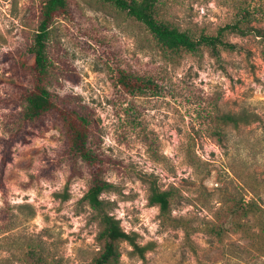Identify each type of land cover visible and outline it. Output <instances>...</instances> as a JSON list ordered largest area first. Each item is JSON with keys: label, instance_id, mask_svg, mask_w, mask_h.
<instances>
[{"label": "rangeland", "instance_id": "obj_1", "mask_svg": "<svg viewBox=\"0 0 264 264\" xmlns=\"http://www.w3.org/2000/svg\"><path fill=\"white\" fill-rule=\"evenodd\" d=\"M41 1L0 0V138L19 131L27 139L13 145L4 171L0 264H28L27 245L37 243L61 264H89L99 249V226L82 200L91 167L78 160L70 168L63 128L53 116L34 125L20 120L19 93L31 80L17 63L27 53ZM69 1V13L50 29L48 89L91 114L101 176L114 186L101 194L109 213L138 243H151L148 264H264L239 233L217 238L207 230L219 216L224 219L226 197L253 196L247 187L256 185L255 197L264 205V39L230 34L227 40L239 49H220L219 59L206 48L172 53L109 4ZM163 2L165 17L196 35L229 22L236 3L264 4ZM254 25L264 29V16ZM118 69L153 79L158 91L125 93L116 82ZM242 109L259 113V121L224 126L219 138L212 134L211 112ZM150 182L173 190L170 216L189 225V239L175 222L162 223L158 207L149 205ZM119 249L118 264H143L127 242Z\"/></svg>", "mask_w": 264, "mask_h": 264}, {"label": "trees", "instance_id": "obj_2", "mask_svg": "<svg viewBox=\"0 0 264 264\" xmlns=\"http://www.w3.org/2000/svg\"><path fill=\"white\" fill-rule=\"evenodd\" d=\"M97 1L109 4L142 24L161 49L172 53L179 51L196 53L201 48H206L212 57L219 59L220 49L229 51L239 49L236 43L227 40L230 34L238 36L252 34L264 39V29L254 25V22L261 20L264 16L262 3H236L232 6L233 15L229 22L218 27L212 34L201 32L196 35L189 30L180 29L165 17L163 0ZM69 9V0L41 1L36 28L27 47V53L17 63L23 74L31 80V86L22 89L19 93L22 104L20 120L23 124L34 125L45 116H53L63 128L64 156L70 168L75 170L78 160L91 167L90 184L82 200L93 211V218L99 226L96 236L99 249L89 264H118L121 257L119 249L121 242H127L131 247L130 254L141 259L143 264H148L145 255L152 248L151 243L140 244L136 241L135 233L124 231L119 220L109 213V201L101 197L102 193L113 190L114 186L101 176V159L92 146L94 121L91 114L84 106L76 104L69 98L60 97L48 89L51 74V60L48 53L50 29L55 19L69 13ZM116 82L118 87L127 94L155 93L159 89L158 83L153 79L123 69H118ZM209 116L210 131L218 138L224 126L238 129L242 125H249L260 119L259 113L247 109L225 113L215 111ZM26 141V137L19 131L9 137L0 138V190L2 192L5 191L4 171L12 160V147L16 142L25 143ZM255 186L247 187L253 195L248 199L226 197L224 219L219 216L215 222L207 225V230L217 238H221L224 234L228 236L231 233H239L247 241L246 246L250 252L256 256H264V205L255 197L258 195ZM148 190V203L158 207L161 222H175L173 226H180L186 239H189L192 230L189 225L183 219L170 216L173 190L160 189L153 182H150ZM62 197L66 199L68 194ZM232 244L228 243V246ZM243 248L235 250L242 253ZM24 256L28 264H61L58 260L51 258L44 246L39 243L27 245Z\"/></svg>", "mask_w": 264, "mask_h": 264}]
</instances>
